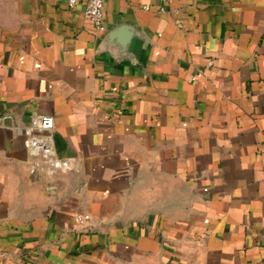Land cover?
<instances>
[{
  "label": "crops",
  "instance_id": "0c3cea01",
  "mask_svg": "<svg viewBox=\"0 0 264 264\" xmlns=\"http://www.w3.org/2000/svg\"><path fill=\"white\" fill-rule=\"evenodd\" d=\"M102 12L0 0V264H264V0Z\"/></svg>",
  "mask_w": 264,
  "mask_h": 264
},
{
  "label": "built area",
  "instance_id": "2783aa9c",
  "mask_svg": "<svg viewBox=\"0 0 264 264\" xmlns=\"http://www.w3.org/2000/svg\"><path fill=\"white\" fill-rule=\"evenodd\" d=\"M70 8L78 4H84L85 17L91 21L99 31H104L103 6L106 0H67ZM55 118L50 115L34 116L29 125L24 129V148L41 157L39 170L46 173L58 172L66 166L55 154L53 131L55 129ZM87 215L76 217L77 224H83L89 220Z\"/></svg>",
  "mask_w": 264,
  "mask_h": 264
},
{
  "label": "water",
  "instance_id": "95a60500",
  "mask_svg": "<svg viewBox=\"0 0 264 264\" xmlns=\"http://www.w3.org/2000/svg\"><path fill=\"white\" fill-rule=\"evenodd\" d=\"M134 30L130 26H121L113 31L108 37L107 41H118L121 46H126L134 36Z\"/></svg>",
  "mask_w": 264,
  "mask_h": 264
}]
</instances>
